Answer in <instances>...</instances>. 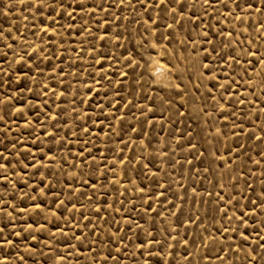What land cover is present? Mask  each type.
I'll list each match as a JSON object with an SVG mask.
<instances>
[{"label":"rangeland","instance_id":"1","mask_svg":"<svg viewBox=\"0 0 264 264\" xmlns=\"http://www.w3.org/2000/svg\"><path fill=\"white\" fill-rule=\"evenodd\" d=\"M100 2L101 0H97V3ZM254 2L258 3V0H254ZM9 3L14 5L11 10L6 7ZM89 3H91V0H89ZM105 7H107V4H105ZM217 7L219 6L217 5ZM47 11V9H44L43 13L37 14L34 9L22 7L18 0H0V30L5 33L10 30L12 40L16 41L11 50L0 47V116L5 118L4 122H0V128L4 129V132L0 133V151H4V154L8 156L14 166V168L8 169L7 181L0 176V197H2V200H0V228L4 229V232L0 234V239L7 237L13 241L12 245H5L0 249V264H93L94 260L96 264H101L109 249L112 250L114 256L116 255L115 249L117 247L121 248V254L117 258L119 264H144L145 260H148L149 264H187L184 258L187 253L193 254L190 257L192 264H220L219 261L214 259V251L200 247V236L203 235L206 238L207 233H203L202 228H198L196 225H190L187 231L183 227L178 229L181 236H186L189 240L187 248L183 246L182 241L176 243L171 238L165 239L167 236L165 230L176 227V224L173 223L175 217L165 211L169 207L166 202L159 204L153 202L152 204V207L160 212L161 216L158 217L152 212L144 213V207L147 205L141 206L140 194L138 190H134L136 185L140 183L136 179L137 170L147 162L144 157L152 159L156 166L165 170L160 173V176L170 183L172 192L168 193V199L174 200L178 204L180 201L175 199L173 193L178 196L187 195L181 219L186 218L188 215L194 216L199 212L205 226H208L209 231H212L213 221L210 216L211 208L215 206V195L211 197L212 204H209L207 193L217 191L214 188L216 179L227 184L229 176L238 175L242 161H235L234 168L224 171L222 179L219 176L214 177L212 174L205 179L202 171L200 176H192L190 166L184 163V157L192 159V155L195 153L180 149L176 152L175 159L180 160L181 163L170 167L172 153L169 152L167 157H160L154 152V149L162 147L165 143L171 145L173 143L172 136L179 135V133H176L173 127L169 125H165L164 131L161 132L160 125L157 124L155 128L147 129L149 135L144 137V140L147 142L151 139L152 147L146 149L143 153H141L140 148V137L136 133L129 134L132 140H135V145L129 140V136L123 137L124 140L129 141L128 148L124 150L123 155L134 159V163L125 168L117 162L120 148L123 146L119 142L120 138L118 136L105 137L104 133L100 132L99 127H92V120L100 115L99 109L95 105L97 102L107 103V99L112 98L116 91L115 81L122 79L118 75L119 72L134 71L136 79L144 87L134 85V91L130 89L129 81L132 80L130 75L124 85L119 88L117 99L121 97L134 99L139 104L147 103V101L141 99L142 96H153L159 90V87L168 83H176L168 75L163 64L168 61L176 63L171 52L174 49L176 54L179 55L180 45L173 42L169 47L166 40H160L157 48L151 52L150 56V50L141 47L137 43L140 40L139 33L144 32V28L140 24L120 21L119 23L125 25L128 31H125L124 27L117 28L113 24L111 31L122 33L120 44L123 45L120 48H113L112 45L107 46L108 50L114 54L112 60L105 61V69L112 76L113 84L110 85L107 80L101 81L99 85L93 84L89 76L96 72L98 66H92V57L95 53L91 45L94 44L97 48L100 47V42L94 37L101 34L96 29L95 20L103 17L105 13L97 9L95 17H92L77 11L75 24L72 25L71 21L61 17H57L58 24H53L50 20H45L42 23L41 21L47 15ZM141 11L140 6L137 4L135 5V11L132 8H126L124 11L119 12V15L140 19L139 13ZM197 11L200 12L199 5ZM207 11L209 15L200 12L204 23L200 25L197 21L199 27H196L195 31L192 30L193 24L185 21V28L194 38L197 32L208 24H211L213 26L212 30L216 31V21L221 20L219 27L234 31L245 44L248 40H253L256 46H260V51L264 52V40L259 39L256 32L259 27L257 23L260 19L259 14L247 17L241 22L234 20L232 17L223 19L222 16H216L212 8H208ZM223 11V9H220L221 14H223ZM116 12H118V8L109 9L108 18L111 19L113 13ZM151 15L155 18V10L151 11ZM236 15L241 16L243 13L237 12ZM209 16H213L215 19L209 20ZM249 21H251V26ZM84 23H87L88 28L92 29L91 34L84 31L76 35L80 26ZM60 25H63V27ZM46 26L47 33L45 34L43 29ZM70 26L71 31L68 30ZM245 27L248 28V32L240 36ZM156 31L157 34L164 33L163 24ZM129 34L131 40L123 38L128 37ZM175 34L179 39L184 40L185 34L183 32L177 31ZM148 40L149 43H156V40L151 36L148 37ZM7 42L11 43V41ZM166 47H169L168 55L165 56L163 61L157 63L165 69V72L152 71L153 64L161 60L159 53L164 52ZM73 48L75 51H73ZM133 48L136 51L132 52V55L139 61L141 67L134 69L132 66L123 67L124 58L129 56ZM81 49L85 51L81 52ZM237 51H239V48H237ZM5 53H7L6 59ZM121 53H123L122 56ZM22 56L24 57L23 61H21ZM149 59L152 60V63L146 68L144 64ZM109 65H111V68H109ZM53 66H55L56 71H53ZM61 68L63 69L62 73L59 72ZM259 70L260 66L257 65L256 71ZM249 71L254 75L251 69ZM141 73H143V76L140 75ZM152 73H156L155 77ZM244 83H251L255 87V95L259 96V78L248 81V78L245 77L239 89L246 100H252L253 97L249 94L252 89H246L243 86ZM88 85H92L94 89L101 88L100 97L94 99L91 103L89 97L85 95ZM186 86L189 89L193 87L192 83L187 82ZM61 91H65L63 97L60 96ZM130 91L132 92L131 95H129ZM53 92H55V95ZM105 92L108 93L107 99H100L105 96ZM201 92H204L203 87H201ZM73 94H76L75 102H73ZM189 99L191 100V97ZM81 100L84 101L83 104L80 103ZM45 104H47V107H45ZM122 104L123 100H121ZM243 108L245 111L250 108L255 111V107L247 103ZM105 111L107 112V109ZM58 112V119L56 121L51 120V117ZM133 112L137 116L140 115L135 109H133ZM123 114L124 110L121 107V110L116 112V116ZM89 117L91 118L89 119ZM196 119H200V117L197 115ZM240 119L243 118L239 117L238 114L237 123L240 122ZM37 120H39V123ZM109 121L119 125V122L112 120L111 117H109ZM100 123L105 125L104 131L106 132L107 122L103 116L100 117ZM211 123L214 127L218 126L216 114H213ZM259 123L257 121V124ZM53 124H55V127H53ZM126 124H132L139 128V125H136V122L132 121L130 116L126 118ZM185 124H192L194 133H198V135L194 134L192 137L193 143H203L205 138L209 142L206 145L209 154L204 157L203 163L193 160L195 168L202 170L204 165L209 162L211 148L216 145L217 139L220 140L221 144L233 143L232 138L224 139L223 137L207 136L208 131L214 133V128L206 129L203 124L200 128H197L195 123L187 120ZM185 124H177L176 127L183 131ZM244 124L246 130L252 126L247 119H244ZM84 127H88L91 131L85 133L83 131ZM236 130L239 132L238 128ZM42 131L55 133V139H49L47 135L41 136ZM117 131H119V126ZM17 140L20 142L13 148L12 142ZM61 140L64 141V144L58 143ZM239 142H246L244 134L239 136ZM5 145L7 146L6 151ZM82 146L86 149L85 157L88 154L87 150H91L97 161L107 165L115 164V168L108 171L107 168L101 167L99 172L94 171L97 165L91 159L86 161L89 166L86 167L81 164L78 153ZM249 147L252 149V158L254 160L259 159L255 155L256 144L254 142L250 143ZM49 148L52 149L51 152L48 151ZM133 148H135V151H133ZM28 149L35 156V161H33V155H29ZM9 153H23V156H26L28 162L33 163L34 167L25 169L24 171L27 172V175H25L24 171H21V167L25 162L23 158L9 155ZM221 154H223V149H221ZM17 159H20V165L16 164ZM73 164L76 167H72ZM149 167L153 166L149 165ZM243 167L245 173L249 170L254 172V175H245L244 179L252 184L255 193L251 189L245 190V199L241 200V205L247 204V197H251L253 200L257 198L260 193L262 179H264L261 177L260 167L251 163H244ZM125 171L127 172L126 177ZM3 172L4 170L0 169V173ZM112 172H115L116 176H113ZM116 180H119L120 183H115ZM129 180L135 181V184L129 183ZM25 181H27V185H25ZM41 181H43L45 189L43 192L40 188ZM83 181H87V183H82ZM176 181L187 186V193H185L184 188L178 186ZM93 184L95 187H93ZM193 184L198 189L196 204L192 203L191 186ZM49 185H51V191L47 190ZM240 187H243V181H241ZM125 188L128 190L125 191ZM231 192V188L224 190L225 199L228 198ZM89 196L92 197L91 201L88 199ZM201 199L204 201L203 204L199 202ZM41 201L43 203H41L40 208L36 209L34 205ZM60 201L64 202L61 211H63V207H67L69 211L64 212L63 216L59 212L53 215V210L57 208ZM120 201H124L123 207H121ZM133 204L136 205V211H130ZM72 205H75L77 209H81L82 206L81 210L85 216L91 219L92 223L88 224L86 219L81 218L79 211L72 212ZM97 206L104 209L99 213V216H107V221L112 223L111 227H109V223L99 219L94 214ZM249 207L251 206L249 205ZM116 209H120V211L117 212ZM171 211L175 212L176 209L172 208ZM206 212L209 215L206 216ZM125 214L128 217L136 218L138 223L143 224L146 231H152L156 240L161 241V245L166 247L167 251L161 252L160 255L149 256V250L153 253L160 250L161 246L154 243L150 246V249L145 248L144 255L141 256L136 245L143 240L144 232L137 229L140 240L137 239V234L128 233L124 219ZM229 215H231V212H229ZM73 216L75 217L74 221L70 219ZM141 216L144 219H139ZM254 219L256 223L253 226L260 235H264V229H261L259 224V221L264 217L256 215ZM114 221L119 223H114ZM76 222H78L79 227H73V223ZM85 224H88L87 228L84 227ZM56 225L60 227L57 228ZM93 225L102 229L98 233L99 240H97L96 235H88L86 240L81 237L80 241L72 238L74 234L79 235L81 232L88 234ZM116 228L120 229V235L126 234L125 241L122 244L115 241L107 243L108 235L114 232ZM61 229L68 233L67 236L61 232ZM249 231L251 232V229ZM13 232H19L20 235H12ZM256 234L251 233L249 243L256 239ZM172 235H175V233H172ZM100 240L105 241V243H100ZM93 241L96 242L92 243ZM236 242H239L238 237ZM89 245H91L92 250H89ZM168 245L175 246V251L171 256L167 253L173 252V248L168 247ZM252 246H255V244ZM257 251L260 250L257 249ZM206 253L208 255L204 258ZM229 257L233 264H245L243 252L237 256L229 254ZM108 264H113V261L109 260Z\"/></svg>","mask_w":264,"mask_h":264},{"label":"snow or ice","instance_id":"2","mask_svg":"<svg viewBox=\"0 0 264 264\" xmlns=\"http://www.w3.org/2000/svg\"><path fill=\"white\" fill-rule=\"evenodd\" d=\"M18 3L29 9H34L35 13L40 14L44 12V9H47V15L42 19V23L45 20H50L53 24H58L59 21L57 17L66 18L71 21L72 25L76 21V12L79 11L84 15H90L95 17L97 9L105 13L103 17L95 20L96 29L98 32H101L100 35L94 37V39L100 42V47L97 48L94 44L91 45L95 55L92 57V66L96 67V72L89 76V79L92 80L93 84H101V81L107 80L111 85L113 84L112 76L109 75L108 70L105 69V61L112 60L114 54L108 50V45H112L113 48H120L123 45L120 44L122 38V33L119 31H111L112 25L115 24L117 28L124 27L125 31H128L125 25L120 24V21H128L129 23L140 24L144 28L143 33H139L140 40L137 42L141 47L147 48L151 52L155 51L157 44L160 40H166L168 46L170 47L173 42L180 45V54L177 55L173 49L171 54L176 60V63L168 61L163 64V67L167 69L168 75L171 76L176 83H168L159 87V90L153 96H142L141 99L147 101L146 104L136 103L134 99H126L119 97V88L122 87L125 81L128 80L129 76H132V80L129 81V88L133 89L134 85H139L143 88L144 85L136 79L134 71H121L118 75L122 78L115 81L116 91L111 99H107L108 93L105 92V96L100 99H107V103L97 102L95 107L99 109L100 115L96 116V119L92 120V127H99L100 132H103L105 137L118 136L119 142L123 145L120 148V155L117 159V162L125 168L134 163L132 157H125L123 155L124 150L128 148L129 141L123 139L124 136H129V140L132 141L135 145V140H132L130 133H136L140 137V148L141 153L146 149L152 147L151 139L145 142L144 137L148 136L149 133L147 129L155 128L157 124L160 125V131H164V126H172L176 133L179 135H173L171 145L165 143L160 148H155L156 152L160 157H167L169 152L172 153V162L169 165L174 167L177 164H180L181 161L175 159V154L178 150L183 149L189 153H195L192 155V159L184 157V163L190 166L192 176H200L201 171L204 174V178L207 179L208 175L212 174L219 176L220 179L223 178V172L233 169L235 161H242L238 175L229 176L228 183H221L219 179L215 180L214 188L217 191L208 192L209 197L208 203L212 204L211 197L215 195V206L211 208V220L213 221L212 231H209L208 226H205L204 220L201 218L199 212L194 216L188 215L186 218L181 219V214L183 213L184 202L187 199V195L178 196L173 193L176 200H179L180 203H175L174 200L168 199V193L172 192L170 183L164 180L160 176L162 171H165L163 168H160L154 164L152 159L144 157L147 161L144 163L137 171L138 174L136 179L139 180V184L136 185L134 190H138L141 197V206L147 205L144 207V213L149 212L155 213L156 216H161V213L152 207L153 202L156 203H167L169 205L165 211H168L171 216L175 217L173 223L176 224V227L166 229L167 238H171L176 243L182 244L185 248L189 245V240L186 236H181L179 228H187L190 225H196L198 228H202L203 233H207L205 238L203 235L200 236L201 245L205 249L214 251V259L219 261L220 264H233L230 260L229 254L237 256L240 253H244L245 264H264V235H260L257 232V229L253 226L256 221L254 217L260 215L264 217V179H262L261 189L259 195L255 200L251 197H247V204L241 205V200L245 199V190L251 189L253 193L255 190L252 184L248 183L247 179H244L245 175H254V172L249 170L247 173L244 171L243 164L251 163L261 168V177L264 178V52L260 51V46H256L253 40H248L245 44L237 34L232 30H227L225 28L219 27L221 20H217V30L213 31V26L208 24L201 31L197 32L196 37L194 38L191 33L185 28V21L190 24H193V31L196 27H199L197 21L200 25L204 23L200 12L204 15L208 14V8H212L216 16H222L223 19L232 17L234 20L243 21L245 18L252 15L259 14L260 19L257 21L259 27L256 29L259 39L264 40V0H101L100 3H97V0H18ZM107 4V7H105ZM139 5L142 10L139 13L140 19L136 17H127L119 15V12L124 11L126 8H132L135 11V5ZM199 5L200 12L197 11V6ZM217 5L219 7H217ZM6 7L11 10L14 5L9 3ZM118 8V12L113 13L111 19L108 18L109 9ZM220 9H223V14H221ZM155 10V18L151 15V11ZM243 13L241 16H237L236 13ZM187 13V15H186ZM215 19L213 16H209V20ZM171 21L170 23L168 21ZM161 24H163L165 32L157 34L156 29H158ZM251 26V21H249ZM63 27V25H60ZM71 31V26L68 29ZM45 34L47 33V26L43 29ZM87 31L91 34L92 29L88 28L87 23H84L80 26L76 35H79L80 32ZM177 31L183 32L185 34L184 40L179 39L175 34ZM248 32V28L245 27L243 32L240 33V36H243ZM151 36L156 43H149L148 37ZM124 39L131 40V35L128 37H123ZM7 41H11L8 43ZM15 40H12L10 30L5 33L3 30H0V47L12 49ZM106 42V43H105ZM83 43V41H81ZM169 47L165 48L164 52L159 53L161 60L156 61L160 63L164 60L165 56L169 53ZM239 48V51H237ZM41 51H43L41 49ZM73 51L75 49L73 48ZM85 51L81 49V52ZM127 51V49H126ZM135 48L129 53L128 57L124 58L123 67L132 66V68L141 67L139 61L136 60L135 56L132 55V52H135ZM27 54L25 53V56ZM123 53H121V56ZM5 59L7 53L4 54ZM24 60V57H21V61ZM118 62L119 59L117 58ZM152 63V60L149 59L145 61L144 66L147 68ZM260 66V70L256 71V66ZM111 68V65H109ZM239 69V71H237ZM249 69L252 70L254 75L250 73ZM53 71H56L55 66H53ZM160 69H157L158 73ZM59 72L62 73L63 69H59ZM143 76V73L140 74ZM155 77L156 73H152ZM247 77L248 81L259 78V87L260 93L259 96L255 95V87L251 83H244L243 86L246 89H252V92L249 94L252 95V100H246V98L240 93L239 89L241 87L242 81ZM187 83H192V89L187 88ZM201 87L204 88V92H201ZM101 88H93L92 85H88L85 95L89 97V102L91 103L94 99L100 97ZM155 91V90H154ZM55 95V92H53ZM132 92H129L131 95ZM65 91H61L60 96L63 97ZM191 97V100L189 99ZM76 94H73V102H75ZM121 100L123 104L121 105ZM81 104L84 103L83 100L80 101ZM252 105L255 107V111L251 108L248 111H245L243 106L245 104ZM194 106V107H193ZM258 106V107H257ZM47 107V104H45ZM121 107L124 110V114L116 116V112L121 110ZM107 109V112L105 111ZM135 109L140 113L139 116L133 112ZM75 110V109H74ZM20 111V109H18ZM79 115V113H77ZM213 114H216V122L218 126L214 127L211 123L213 120ZM239 117L240 122L237 123ZM87 115V113H85ZM199 116L200 119H196V116ZM103 116L107 122V131L105 132V125L100 123V117ZM130 116L132 121L136 122V125H139V128L132 124H126V118ZM59 117V112L51 117V120L56 121ZM109 117L112 120H117L119 125L111 123ZM91 117H89L90 119ZM244 119H247L251 123V127L246 130ZM192 121L196 124L197 128L201 127V124L206 126V129H213L212 131L207 132V136L214 137H223L224 139L232 138V144H221L220 140L217 139L216 145L211 148L210 160L204 167L201 169L195 168L193 165V160H198L203 163V159L206 155L209 154V150L206 145L209 143L205 138L203 143L197 142L193 143L192 137L194 134V129L192 124H185V121ZM5 118L0 116V122H4ZM257 121L260 123L257 124ZM39 123V120H37ZM27 124V122H26ZM177 124H185L183 131L176 127ZM119 126V131L117 127ZM55 127V124H53ZM239 129L237 132L236 129ZM227 129V131H225ZM83 131L88 133L91 131L88 127H84ZM4 129L0 128V133H3ZM244 134L246 138L245 143L239 142V136ZM41 136L47 135L49 139H55V133H48L47 131H42ZM67 135V134H66ZM183 141V143H182ZM20 141L17 140L12 142V147L15 148L16 144ZM256 144L255 155L259 159L252 158V149L249 147L250 143ZM60 144H64V141H58ZM66 146V145H64ZM221 149H223V154H221ZM7 146L5 145V151ZM29 155H33L31 150H27ZM49 152L52 151L51 148L48 149ZM86 149L82 146L78 157L80 158V163L89 166L86 161L91 159L97 167L94 171L99 172L101 167L107 168L108 171H112L115 168V164L107 165L103 162L97 161L96 157L92 154L91 150H87V157H85ZM135 151V148H133ZM71 153V149L69 148ZM9 155L22 157L25 161L21 167V171L29 167H34L33 163H29L26 156H23V153H9ZM151 155V154H149ZM43 158V157H42ZM243 158V159H242ZM75 159V158H74ZM107 159V157H105ZM33 161H35V156L33 155ZM16 164L20 165V159L16 160ZM152 165L153 167H149ZM72 167H76L75 164ZM14 168L13 163L9 160L8 156L4 154V151H0V169H3L4 172L0 173V176L7 181L8 180V169ZM24 174L27 175V172L24 171ZM113 176H116L115 172H112ZM103 175V173H101ZM127 172L125 171V177ZM190 178V177H189ZM91 179V177H89ZM243 181V187H240V183ZM129 183L135 184V181L129 180ZM82 183H87L83 181ZM115 183L119 184L120 181L116 180ZM180 188L185 189L187 193V186L176 181ZM27 185V181H25ZM93 187L95 185L93 184ZM41 191H45L43 187V181L40 185ZM226 188H231L232 192L229 194L228 198L225 199L223 192ZM48 191H51V185H49ZM128 189L125 188V191ZM35 191V189H33ZM192 192V203L196 204V197L198 195V189L193 184L191 186ZM123 195V193H121ZM239 197V199H237ZM89 201L92 200V197H88ZM2 200V197H0ZM201 204L204 203L203 199L199 201ZM40 203L34 205L36 209H39L41 206ZM55 203V201H54ZM106 203V202H105ZM121 207H123L124 201H120ZM64 205L63 201H60L57 205V208L53 210V215H56L57 212L63 216L64 212L69 211L67 207H61ZM249 205L251 207H249ZM111 207V205H109ZM172 208H175L176 211H171ZM82 209V206H81ZM81 209H77L75 205H72V212L79 211L81 218L86 219L88 224L92 223L91 219L83 213ZM247 209V210H245ZM104 211L101 206H97L94 214L97 215L99 219L105 220L109 223V227L112 226L111 222L107 221V216L100 217L99 213ZM117 212L120 209H116ZM130 211H136V205L133 204ZM231 212V215H229ZM11 215V213H9ZM205 215H209L207 212ZM73 221L75 217H70ZM125 224L127 226V232L137 234V229L141 232H144V238L140 243L136 245V248L140 251V255H144V249L149 248L154 243L161 246L160 250L153 253L149 250V256L160 255L161 252H166L167 248L161 245V241L156 240V237L153 235L152 231H146L143 224L138 223L136 218L128 217L125 214ZM139 219H144L143 216ZM251 220V223H250ZM114 223H119L114 221ZM67 224V221H66ZM88 224H85L84 227L87 228ZM261 229H264V219L259 221ZM234 225V226H233ZM31 228V225L29 226ZM59 228V225H56ZM73 227H79L78 222L73 223ZM251 229V232L249 231ZM98 226L93 225V228L88 234L81 232L79 235L74 234L73 239L78 241L83 237L84 240L87 239L88 235H96L97 240H99V231H101ZM4 232L3 228H0V234ZM61 232L67 236V232H64L61 229ZM120 229L116 228L114 232H111L107 237V243H112L113 241L118 243H123L126 239L125 235H120ZM175 233V235H172ZM251 233H257L256 239L249 243ZM12 235L19 236V232H13ZM237 237L239 242L237 243ZM35 239V237H33ZM137 239L140 240V236L137 234ZM93 241L92 243H95ZM13 241L7 237L0 239V249L5 245H12ZM100 243L104 244L105 241L100 240ZM82 244V241H81ZM255 244V246H252ZM74 247H76L74 245ZM89 250L91 245L88 246ZM168 247L173 248V252L167 253L169 256L173 255L175 251L174 245H168ZM259 249L260 251H257ZM116 255L114 256L112 250L109 249L107 255L104 256L101 264H108L109 260L113 261V264H119L117 259L121 254V248L117 247L115 249ZM223 253V255H222ZM192 253H187L185 255V261L187 264H192L190 257ZM206 256L204 258L207 257ZM7 259V257H5ZM93 264H96L94 260ZM144 264H149L148 260L144 261Z\"/></svg>","mask_w":264,"mask_h":264},{"label":"bare ground","instance_id":"3","mask_svg":"<svg viewBox=\"0 0 264 264\" xmlns=\"http://www.w3.org/2000/svg\"><path fill=\"white\" fill-rule=\"evenodd\" d=\"M157 69H160V71H162V72L165 70V69H163V67L161 65H158L157 63L156 64H153L152 71H155Z\"/></svg>","mask_w":264,"mask_h":264}]
</instances>
